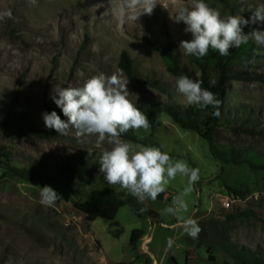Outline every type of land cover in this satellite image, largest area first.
Segmentation results:
<instances>
[{
    "label": "rangeland",
    "instance_id": "rangeland-1",
    "mask_svg": "<svg viewBox=\"0 0 264 264\" xmlns=\"http://www.w3.org/2000/svg\"><path fill=\"white\" fill-rule=\"evenodd\" d=\"M157 2L151 15L133 24L112 12L111 0H37L35 6L27 0H0V12H12L11 19L0 20V264H157L151 261L146 238L137 250L130 248L131 234L137 229L152 237L149 248L162 264H235L231 252L238 249L257 252L264 259V170L215 159L208 142L180 128L165 113L147 131H132L139 141L158 144L173 159L199 169V181L184 197L188 211L182 213L197 220L202 229L197 239L183 232L175 216L164 212L187 186L186 177L178 175L171 181L162 193L165 200L151 201L152 207L137 201L158 212L157 219L145 212L139 217L127 204L113 221L88 223L74 205L89 201L94 191L113 188L123 200L134 197L119 185L109 186L99 165L87 170L83 181L56 167L71 156L99 161L110 146L98 145L95 136L78 138L75 129L59 135L45 127L42 114L58 108L51 99L54 86L79 87L100 72H117L129 81L128 98L137 107L188 105L177 93V77L168 71L159 50L171 45L180 67L199 76L192 56L179 49V42L190 40L191 34L184 32L183 22L174 20L178 8L189 6L191 0ZM205 2L222 16L249 19L251 12L241 13L240 8L264 0ZM97 4L102 7L96 8ZM254 29L264 31V24L243 30L247 34ZM250 41L264 52V46ZM124 52L132 60L134 79L120 68ZM255 61L235 67L243 78L230 85L231 100L225 104L229 112L234 107L249 110L264 120V55ZM228 122L225 119L216 133V144L264 148V123L256 126L254 137L233 130ZM30 128L52 137H23L22 130ZM40 163L51 168L43 171ZM45 185L61 197L52 206L40 202V187ZM236 193L241 201L226 210L223 198ZM240 212L250 215L234 218Z\"/></svg>",
    "mask_w": 264,
    "mask_h": 264
},
{
    "label": "clouds",
    "instance_id": "clouds-1",
    "mask_svg": "<svg viewBox=\"0 0 264 264\" xmlns=\"http://www.w3.org/2000/svg\"><path fill=\"white\" fill-rule=\"evenodd\" d=\"M27 3L35 6L37 0H27ZM157 4V0H120L118 4L116 0H111V5H114L111 10L118 17L136 24L141 16L151 15ZM240 12H251V16L249 19L243 15L222 16L205 0H191L189 6L178 8L174 17L176 23L183 22L186 26L184 32L192 37L180 41L179 49L184 55L202 58L208 55L210 49L220 56H227L230 49L239 48L249 40L264 46V31L254 29L245 34L243 30L246 26L264 24V3L241 7ZM5 17L12 18L10 9L0 12V20ZM260 55L264 52L254 49L252 59L246 60V64H255V57ZM128 82L123 73L106 75L100 72L79 87L54 86L51 99L67 120L61 119L56 111L45 112L42 114L45 127L59 135H68L71 129H75L78 138L95 136L98 145H109L110 148H105L100 156V173L104 174L109 186L119 185L139 203L155 201L178 175L186 177L187 186L173 198L171 206L166 207L164 212L175 216L183 232L197 239L202 231L197 220L182 213L188 211L184 197L194 190V184L199 181V169L190 167L183 159H173L159 147L134 144L121 138L129 130L147 131L150 127L148 116L128 98ZM175 88L189 105L201 109L211 106L215 109L212 115L220 116L221 102L213 92L202 87V81L180 75L175 80ZM40 197L41 204L45 206H52L61 198L56 190L47 185L40 187ZM147 210L145 206L140 212ZM172 243V238H169L168 246L171 247Z\"/></svg>",
    "mask_w": 264,
    "mask_h": 264
},
{
    "label": "trees",
    "instance_id": "trees-1",
    "mask_svg": "<svg viewBox=\"0 0 264 264\" xmlns=\"http://www.w3.org/2000/svg\"><path fill=\"white\" fill-rule=\"evenodd\" d=\"M257 50L255 45L249 40L247 44L241 45L239 48L230 49L229 55L220 56L217 51L209 50L207 56L196 58L192 56V60L197 66L199 76L186 68L179 65L178 57L174 53L171 45L159 50L168 71L174 76L187 75L194 80L202 81V87L213 92L216 98L221 102L219 111L220 116L215 117L212 112L215 111L211 106L201 109L196 105L169 106H138L149 119L150 126H154L161 114H167L171 119L183 130L195 132L202 139L208 142L212 156L225 164H248L253 170H264V148L250 147H234L232 145L216 144L215 136L219 128L223 125L225 119L229 120L228 126L233 130H241L249 136H256L258 132L256 126L264 123V120L256 113H250L249 110L232 108L229 112L226 108L227 102L231 100L230 85L240 82L243 74L236 70L235 67L251 60L253 50ZM120 68L126 73L130 79L133 77V64L127 52L121 57ZM245 79L250 81L249 75ZM210 81H215L214 84ZM54 111L61 117L64 116L62 110L58 107ZM236 124V126H234ZM247 124L251 125V129H244ZM23 137L35 136L39 138H51L52 135L41 129L30 128L22 130ZM122 139L142 144L145 146L159 147L158 144H148L139 141L137 135L129 130L122 134ZM93 165V166H92ZM94 165H99L98 160L82 159L77 156L65 158L62 163L57 164L60 171L76 174L83 181L87 170ZM43 171H48L51 166L48 163H40L38 165ZM236 196H239L236 193ZM166 195L160 194L157 199L164 201ZM127 204H132L135 208L137 216H141L140 209L145 207L138 204L137 199L132 201L121 199L118 192L113 188L100 191H94L89 201L84 203H75V208L85 215L88 223H94L97 220L113 221L116 219L119 211ZM146 216L150 219H157L159 214L147 207ZM250 213H237L234 218H246ZM145 233L143 230H134L131 234L129 246L135 251ZM235 258V264H264V259L257 253L249 250L238 249L231 252ZM214 261V257H210ZM123 264V263H118Z\"/></svg>",
    "mask_w": 264,
    "mask_h": 264
},
{
    "label": "built area",
    "instance_id": "built-area-1",
    "mask_svg": "<svg viewBox=\"0 0 264 264\" xmlns=\"http://www.w3.org/2000/svg\"><path fill=\"white\" fill-rule=\"evenodd\" d=\"M241 201L240 200V196H226L223 198L222 200V206L226 209V210H230L234 204H236L237 202Z\"/></svg>",
    "mask_w": 264,
    "mask_h": 264
},
{
    "label": "crops",
    "instance_id": "crops-1",
    "mask_svg": "<svg viewBox=\"0 0 264 264\" xmlns=\"http://www.w3.org/2000/svg\"><path fill=\"white\" fill-rule=\"evenodd\" d=\"M145 203L147 204V205H149V207H152L151 206V200H148V201H145ZM156 213H158V212H156ZM146 238V240H149V243H147L148 244V246H146L148 249H149V254H150V257H151V261L153 262H155V263H157V264H162V263H158L157 262V260H156V255H155V253L153 252V250H151V248H149V246H151L152 244H153V240H152V237L151 236H149V235H146L145 234V236H144V239ZM105 261L106 262H109V260L108 259H105ZM153 264V263H152Z\"/></svg>",
    "mask_w": 264,
    "mask_h": 264
},
{
    "label": "bare ground",
    "instance_id": "bare-ground-1",
    "mask_svg": "<svg viewBox=\"0 0 264 264\" xmlns=\"http://www.w3.org/2000/svg\"><path fill=\"white\" fill-rule=\"evenodd\" d=\"M149 241V240H148ZM147 243H149V242H147Z\"/></svg>",
    "mask_w": 264,
    "mask_h": 264
}]
</instances>
